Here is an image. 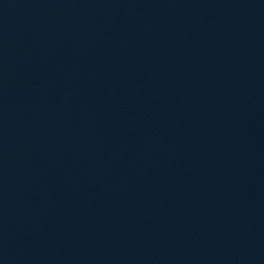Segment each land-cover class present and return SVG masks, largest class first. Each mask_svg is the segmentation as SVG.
<instances>
[{
    "label": "water",
    "instance_id": "water-1",
    "mask_svg": "<svg viewBox=\"0 0 264 264\" xmlns=\"http://www.w3.org/2000/svg\"><path fill=\"white\" fill-rule=\"evenodd\" d=\"M0 264H264V0H0Z\"/></svg>",
    "mask_w": 264,
    "mask_h": 264
}]
</instances>
